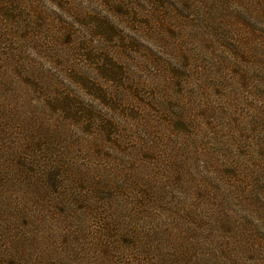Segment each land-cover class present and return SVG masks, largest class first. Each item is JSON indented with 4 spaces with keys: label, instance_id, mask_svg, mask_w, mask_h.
<instances>
[{
    "label": "rangeland",
    "instance_id": "rangeland-1",
    "mask_svg": "<svg viewBox=\"0 0 264 264\" xmlns=\"http://www.w3.org/2000/svg\"><path fill=\"white\" fill-rule=\"evenodd\" d=\"M261 36L264 0H0V264L5 234L38 264L245 262L242 234L264 239ZM58 155L49 178L16 173Z\"/></svg>",
    "mask_w": 264,
    "mask_h": 264
},
{
    "label": "trees",
    "instance_id": "trees-1",
    "mask_svg": "<svg viewBox=\"0 0 264 264\" xmlns=\"http://www.w3.org/2000/svg\"><path fill=\"white\" fill-rule=\"evenodd\" d=\"M261 37L264 40V37L263 36H261ZM115 62H116V60H115ZM68 102H69V100H68ZM68 102H66L64 99H62L58 103L61 107L65 108L66 112L72 113L70 110V103H68ZM73 114L80 115L81 113L78 109H74ZM87 114L90 115L91 113L88 112ZM104 127H106V124ZM104 130H106V128H104ZM108 130L109 129L107 128V131ZM39 157H40V159H38L36 162H35V160H31L30 162L23 164L24 168H27V170L16 172L18 175H21L23 177V180L28 185H31L30 182H31V177H32L33 173L37 172V174L39 175V179H41V176H40V171H41L43 174H47V178H49L51 176V174H53L54 170L59 171L60 167H62L64 165L63 166V168H64L65 164H66V163H62L60 160V158L63 156L59 157V155H58L57 157H59V158L57 160H55L54 158H51L50 156H47V157L46 156H43V157L39 156ZM41 159H43V160L46 159L47 164L42 165L41 167L38 166L37 168H33V165H36L38 163V161H40ZM54 177L56 178V175H54ZM105 192L101 191L98 188V193H100L101 195L104 196L103 199H105V203H106V202L111 201V199H113V198H112V193H111L110 189L105 190ZM110 204H111V206H113L114 202L111 201ZM21 216H17L18 219L17 218L15 219L16 227L22 228V229H29V228L32 230L35 229L36 224L33 221V217H34L33 215L30 216L27 213H25L24 211H22ZM20 217H21V221L19 219ZM25 218H28V221L24 220ZM29 232H31V230ZM10 234L11 233H9V236H10ZM13 236H15V235H13ZM30 237H33V235H30ZM4 238H5L6 243H8L7 244L8 245V251L6 252V256L8 258L13 257L12 262H9L8 264H10V263L14 264L13 262H15L17 264H38V262L32 263L28 260V258H25V253H22L21 250H19V248L16 246V243H14L13 241L11 242L9 240L10 238L8 236H6V234L4 235ZM121 241L124 242L125 239L121 238ZM110 242H112V241L109 240V243ZM260 243H264V239H261L258 241V238H255L254 235L248 234L245 236V234H242V256L245 254L244 257H242V258H244L245 262H243L242 264H251V262L253 263L255 254H260V256L264 257V249L262 248ZM118 244L121 245V243H119V242H118ZM102 245H106V244H102ZM106 247L108 248L107 245H106ZM106 251H108V250H106ZM137 254H138V252H137ZM28 255H27V257H28ZM136 259H137V257H136ZM161 260L164 261V263H165V259H161ZM176 263L178 264V262H176Z\"/></svg>",
    "mask_w": 264,
    "mask_h": 264
}]
</instances>
